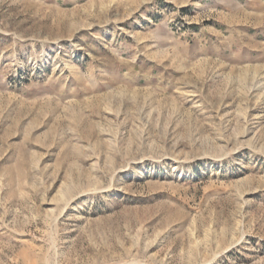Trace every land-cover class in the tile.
Returning a JSON list of instances; mask_svg holds the SVG:
<instances>
[{"label": "rangeland", "instance_id": "1", "mask_svg": "<svg viewBox=\"0 0 264 264\" xmlns=\"http://www.w3.org/2000/svg\"><path fill=\"white\" fill-rule=\"evenodd\" d=\"M0 264H264V0H0Z\"/></svg>", "mask_w": 264, "mask_h": 264}]
</instances>
